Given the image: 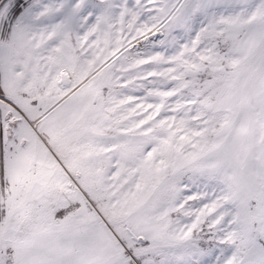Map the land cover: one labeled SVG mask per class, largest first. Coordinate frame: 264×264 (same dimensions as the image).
Masks as SVG:
<instances>
[{"label": "snow or ice", "instance_id": "1", "mask_svg": "<svg viewBox=\"0 0 264 264\" xmlns=\"http://www.w3.org/2000/svg\"><path fill=\"white\" fill-rule=\"evenodd\" d=\"M0 264H264V0H0Z\"/></svg>", "mask_w": 264, "mask_h": 264}]
</instances>
